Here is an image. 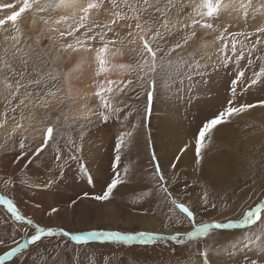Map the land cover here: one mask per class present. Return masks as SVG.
Returning <instances> with one entry per match:
<instances>
[{"label": "rangeland", "instance_id": "374dc122", "mask_svg": "<svg viewBox=\"0 0 264 264\" xmlns=\"http://www.w3.org/2000/svg\"><path fill=\"white\" fill-rule=\"evenodd\" d=\"M248 1L251 7L247 9L248 15L243 22L236 21L235 17H232L234 22L230 21L225 14L228 24L220 27L223 15L215 20V37L225 26H229L228 30L231 32L254 31L255 23L258 24L257 27L264 26V11H261L264 0ZM16 3L17 0H0V5ZM109 9L110 5L105 4L103 12L93 15L103 22ZM7 11L9 10L0 8V18L6 16ZM7 27L11 28L10 25ZM28 32L25 29L23 35L34 38V32ZM126 32L127 29H124L121 34ZM6 34L13 33L9 31ZM183 35V32L178 31L167 42L166 48L180 41ZM254 40L255 37H252L245 43L250 46ZM217 42L219 43L215 46L218 58L217 48L221 42ZM228 43L230 48V40ZM7 46L1 37L0 56L4 55L3 49ZM197 47L198 45L192 46L189 42L185 48L177 50L172 58L185 56ZM257 55L261 60H256ZM77 57L80 55L67 56L59 64L46 67L44 71L82 76L84 69L73 62ZM195 59L202 60L197 51ZM253 59L255 63L246 68V77L249 78L264 62V43L258 46ZM116 62L130 61L128 57H124ZM246 65L247 59H244L239 67L244 68ZM205 66L207 71L203 75H189L185 72L183 77L174 74L167 82L162 80L153 97L150 114L146 117L142 114V109L148 101L143 90H140L139 100L135 99L136 92L117 97L118 100L126 101L130 107L121 105V114L107 122L96 116L90 122L72 116L73 104L67 101L54 107L42 122L25 119L27 131L24 135L29 156L43 143L42 129L47 124L54 127L55 139L42 153L32 157L31 161L26 157L14 162L15 156L19 154L20 134L9 135L13 129L11 121L0 126V196L13 199L21 214L34 221L31 226L23 221L17 222L0 205V241H3L0 243V256L16 246L14 242L24 243L34 233L36 224L45 228H62L73 234L93 230L156 234V239L147 243L140 240L125 242L94 239L76 244L65 237H45L42 242L26 245L21 252L7 257L0 264H192L196 260L202 261L201 264H206V261L207 264H245L246 260L253 259L264 264V223L257 221L252 225L213 229L205 236H184L185 242L177 243L170 237L176 233L192 231V225L183 213L174 209L170 200L154 191L155 169L150 159L149 141L159 158L173 197L196 211L197 224L240 221L247 209L264 202V108H255L241 114V117L248 116V122L236 120L235 123H230L231 126L226 124L216 132L221 136L215 138L207 149L203 166L205 177L197 180L200 173L193 166L194 132L205 118H210L220 109L221 98L217 99V95L223 89L224 94H228L230 79L234 78L232 73L237 67L232 64L227 73L218 70L221 73L219 75L213 70L212 64ZM90 74L93 76L91 69ZM109 78L131 79L118 71L110 74ZM79 82L77 78L71 77V81L64 86V93L71 94L72 85ZM219 84L222 85L218 86ZM259 99H264V85L257 84L240 95L237 103H253ZM90 103L97 107V101ZM3 112L2 97L0 114ZM17 116L19 118V111ZM122 131L133 135L121 150L118 169L114 170L112 161L116 155V137ZM185 144L191 145L192 150L182 155L181 161L173 169L171 161ZM228 151L234 156L232 155L229 166L221 170L220 166L224 163L220 158L225 153L228 154ZM58 154L63 157L59 161L64 165L62 175L57 167ZM81 163L86 166L91 183L88 176L81 173ZM117 170L124 182L113 190L109 200H95L93 197L102 195L106 184ZM54 175L60 179L46 187ZM6 180L10 182L5 184ZM205 180L209 184V200L216 204L215 209L209 206L205 210L201 205L200 197L203 195ZM85 193L88 195L85 196ZM52 207L57 208L58 212L49 215ZM250 239L252 244H249ZM204 252L207 253L206 256L202 255Z\"/></svg>", "mask_w": 264, "mask_h": 264}, {"label": "snow or ice", "instance_id": "6c2138e0", "mask_svg": "<svg viewBox=\"0 0 264 264\" xmlns=\"http://www.w3.org/2000/svg\"><path fill=\"white\" fill-rule=\"evenodd\" d=\"M105 4L110 5V9L107 11L106 19L101 22L93 14L103 12ZM233 7L234 0H228L227 3L224 0H188L187 3L185 0H17L15 5H0V8L7 9L10 13L0 18V33H5L4 43L8 45L3 49L4 55L0 56V84L3 85L0 96L4 98V112L0 114L2 115L0 126L11 121L13 129L9 135L20 134L19 154L15 156L14 162H19L26 157L31 161L32 157L42 153L55 139L53 125L47 124L42 129L43 143L29 156L24 135L27 131L24 124L25 119L42 122L43 118L59 104L65 101L75 104L71 94L64 93V86L71 81L74 73L64 75L54 71L45 72L46 67L59 64L69 55L79 54L87 58L93 72L95 91L90 99L86 97L85 103L98 102L97 107L90 110L84 117L89 122L93 116L104 122L114 116H119L123 111L121 105L125 107H130V105H127L126 101L118 100L117 97L136 92L135 99L139 100L140 90H143L148 101L142 109V114L146 117L150 114L153 97L161 86L162 80L167 82L174 74L183 77L185 72L189 75H203L207 71L206 66L202 67L195 59L197 49L175 59L172 56L177 50L185 48L190 40L200 38L198 29L205 32L213 30L215 20L224 11ZM241 7L247 9L251 5H241ZM189 8L191 12L187 19H182L183 14L188 12ZM261 11H264V7ZM28 14L32 19L31 29L35 34L34 38L25 37L20 24L22 17ZM244 15L247 16L248 12L245 11ZM7 25L11 28L5 27ZM124 29H127V32L122 35ZM228 29L229 26H225L216 37L221 44L217 48L218 59L213 62L212 68L216 71L224 70L227 73L232 64L237 67L232 73L234 78L230 79L228 86L229 98L226 106L210 118H205L194 132L193 166L196 172L200 173L197 180L205 177L203 166L206 152L214 142L215 133L231 122L233 117H238L255 108H264V99L253 103H237L240 95L248 92L257 84L264 85V62L260 64L258 71L252 72L250 78L246 77V68L255 63L253 55L258 51V46L264 43V26L256 27L254 31L231 32ZM9 31L13 34H6ZM178 31L184 33L181 40L166 48L167 42ZM240 37L244 39H238ZM252 37H255V40L249 46L245 41ZM124 57H128L130 62H116L117 58ZM244 59H247V65L241 68L239 65ZM256 60H261V57L257 55ZM116 71L126 74L131 79L109 78L110 74ZM132 135L131 132L122 131L116 137L114 149L116 155L112 161L114 170L118 169L121 159L120 152L131 140ZM148 148L155 169L153 172V178L156 180L154 191L162 194L166 200H170L174 209L183 213L192 225V231L183 234L176 233L170 239L177 243H184V236L195 238L205 236L213 229L252 225L257 221L264 223V202H262L247 209L240 221L197 224L196 211L185 203L179 202L169 190L159 158L150 141ZM191 150L192 146L189 144L181 147L179 154L175 155V159L171 161V167L175 169L181 161V156ZM62 159L63 157L58 154L57 167L60 168L61 175L64 165L59 161ZM80 171L88 176L89 183H91V176L83 163L80 164ZM124 171L127 173V169ZM59 179V176L54 175L45 186L50 187ZM9 182L6 180L5 184ZM123 182L124 179L117 170L110 182L106 184L102 195L93 198L98 201L109 200L113 190ZM185 187L187 188V183ZM208 187V181L205 180L203 195L200 197L201 205L205 210L209 206L216 208V204L209 200ZM0 205L15 221H23L30 226L34 224L30 217L21 214L13 199L0 196ZM57 212L58 209L52 207L48 214ZM45 237H65L76 244L94 239L125 242L140 240L147 243L154 241L156 234L147 232L124 234L117 231L96 230L73 234L62 228H45L36 224L34 233L25 239L24 243L14 242L16 246L0 256V262L21 252L26 245L42 242ZM252 243L250 239L249 244ZM202 255L206 256L207 253L204 252ZM245 264H260V261L246 260Z\"/></svg>", "mask_w": 264, "mask_h": 264}, {"label": "bare ground", "instance_id": "6f19581e", "mask_svg": "<svg viewBox=\"0 0 264 264\" xmlns=\"http://www.w3.org/2000/svg\"><path fill=\"white\" fill-rule=\"evenodd\" d=\"M187 2H188V0H185V3H187ZM224 2L227 3L228 0H224ZM241 5H249V1L248 0H234V7L232 9H230V10H226V11L223 12V14H222L223 16H222V19H221V22H220L221 23L220 27L224 26L225 24H228V22H229L228 20H230V21L233 20L232 17H235L236 21H238V22L239 21H242V22L244 21V18H245L244 13H245V11H247L248 8L245 9V8L241 7ZM189 12H191V8H189L188 12H185L183 14L182 19H187L188 15H189ZM8 14H10L9 11H7L6 15H8ZM224 14L228 18V20L226 19V17H224ZM233 22H234V20H233ZM20 24H21V27L23 29V33H24L25 29H28V31H29L28 33L29 34H30V32H33L32 29H31L32 19H31V15L30 14H28L26 16H23L22 19L20 20ZM257 26H258L257 23H255L253 25V27H257ZM214 29H215V27H214ZM214 29L211 30V31H207V32H205L204 30H199L198 29V32L200 33V38L190 40V44L192 46L198 45L197 53L202 58V60L199 61L202 66L213 64V62L218 59L217 56H216V46L215 45H217V43H219V42H217V39H216L217 36L216 37L214 36V34H215L214 33ZM205 36H207V38H204ZM1 37H2V39H4L3 38L4 37V33H0V38ZM201 37H203V38H201ZM70 56L71 55H69L68 57H70ZM117 60H119V58H117ZM73 62H75V63H77V65L81 66L84 69V72H83L82 76H77V75L71 76L72 78L75 77V78H77L80 81L78 84L72 85L73 87H72L71 95H72V98L75 100V104H73V106H72L73 109H72L71 113H72V116H76L78 119H85L84 117L90 112V110L95 108L94 104H92L90 102L85 103L86 97L90 99L91 98V94L94 93V91H95L93 76H91V74H90V65H89V62H88L86 57H81V56L77 57V58H75L73 60ZM217 73L219 75L221 74V73H219V71H217ZM197 80H199V79H197ZM196 84L198 85V82ZM221 85L222 84H219L218 86H221ZM0 91H3V85L2 84H0ZM2 97L3 96H0L1 100H2ZM219 98H221V103L219 104V106H221V107H220V109H217L216 113L218 111L222 110V108H223L222 104H226L227 103V99L229 98L228 94H224V89H223L222 92H220V94L217 95V99H219ZM93 117H95V116H93ZM190 119H191V117H190ZM236 120H238L240 122H244V123L249 121L248 120V116L233 117L231 122L228 123V126H231L230 123H235ZM194 121H196V119H194ZM228 126H227V128H228ZM29 129H33V128L29 127ZM228 130H229V128H228ZM229 132H230V130H229ZM219 136H221V135H218L217 133H215V138H218ZM225 142H227L226 139H225ZM232 155H233V153L231 151H228V154L225 153V155H223V158H220L223 161V163H224V164H222L220 166L221 170H222V168H227L229 166V164H230L229 161L234 156V155L233 156ZM75 161H77V160H75ZM78 162H79V160H78ZM62 182H63V180H62ZM201 262H199V260H196L192 264H201ZM215 264H225V263L215 262Z\"/></svg>", "mask_w": 264, "mask_h": 264}]
</instances>
